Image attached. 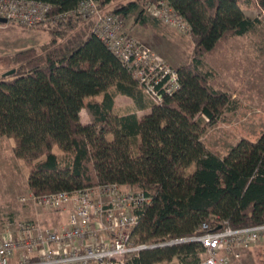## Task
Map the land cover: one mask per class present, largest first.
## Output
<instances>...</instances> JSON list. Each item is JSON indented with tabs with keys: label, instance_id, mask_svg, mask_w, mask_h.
I'll return each mask as SVG.
<instances>
[{
	"label": "trees",
	"instance_id": "obj_1",
	"mask_svg": "<svg viewBox=\"0 0 264 264\" xmlns=\"http://www.w3.org/2000/svg\"><path fill=\"white\" fill-rule=\"evenodd\" d=\"M35 1L58 13L82 0ZM96 1L102 10L116 2L110 12L123 21L137 12L138 23L148 22L140 6L145 0ZM251 1L264 13V0H167L190 24L194 49L191 62L176 68L178 90L160 104L94 33L90 17L39 24L34 28L46 30L49 42L0 56V138L14 140L30 191L72 193L109 183L141 189L152 203L134 228L138 243L190 238L216 230L220 220L234 229L264 224V131L257 140L238 139L225 155L203 139L239 108L235 93L204 68L205 56L261 24L245 12ZM11 69L14 74L3 76ZM119 94L134 100L135 111H117ZM205 222L208 230L201 229ZM205 250L190 240L142 250L130 264H197Z\"/></svg>",
	"mask_w": 264,
	"mask_h": 264
},
{
	"label": "built area",
	"instance_id": "obj_2",
	"mask_svg": "<svg viewBox=\"0 0 264 264\" xmlns=\"http://www.w3.org/2000/svg\"><path fill=\"white\" fill-rule=\"evenodd\" d=\"M145 5L146 15L181 33L190 32L188 21L167 0ZM98 6L96 0H82L76 9L56 13L55 6L44 1L0 0V18L28 28L75 14L93 18L94 33L133 73L148 96L160 104L164 95H173L179 88L177 69L130 34L118 14ZM20 200L45 211L68 209V221L52 227L38 219L25 220L0 230V264H130L142 250L190 240L206 249L197 264H244V252L264 240V224L234 229L220 220L216 230L190 238L138 243L133 231L152 203V196L118 183L42 196L30 191ZM201 229L208 230V223H203Z\"/></svg>",
	"mask_w": 264,
	"mask_h": 264
},
{
	"label": "rangeland",
	"instance_id": "obj_3",
	"mask_svg": "<svg viewBox=\"0 0 264 264\" xmlns=\"http://www.w3.org/2000/svg\"><path fill=\"white\" fill-rule=\"evenodd\" d=\"M146 1H142L140 6L148 22L138 23V13H131L124 20L127 31L161 55L170 66L178 68L190 63L194 49L190 35L179 33L157 18L153 19L158 20V24L151 22L152 17L144 13ZM116 4L106 6L104 11H112ZM246 10V14L260 17L261 24L244 36L229 38L214 53H207L203 64L206 70L213 72L217 84L234 92L239 101L238 110L227 112V120L211 126L203 138L209 149L218 155H225L238 139L257 140L264 131V13L252 1ZM4 24L0 25V56L50 41L51 35L44 29L28 28L10 21ZM96 98L101 99L102 95ZM115 106L122 113L135 111L134 100L123 94L118 95ZM139 114L143 115V112ZM81 118L84 124L89 122L85 110ZM13 144V139L0 138V230L13 223L34 219L56 226L65 220L62 211H45L32 202L20 200L30 193L26 184L29 171L27 165L14 156ZM54 151L64 155L58 147ZM259 244L254 249L258 256L248 264H264V250L261 249L264 241ZM180 263L174 260L159 264Z\"/></svg>",
	"mask_w": 264,
	"mask_h": 264
},
{
	"label": "crops",
	"instance_id": "obj_4",
	"mask_svg": "<svg viewBox=\"0 0 264 264\" xmlns=\"http://www.w3.org/2000/svg\"><path fill=\"white\" fill-rule=\"evenodd\" d=\"M256 5V4H255ZM257 6V5H256ZM245 12L247 13V10H245ZM261 13H263V11H262V9H261ZM249 16H251V15H249ZM153 20V21H152ZM152 20H151V22H155V21H158V20H156V19H153L152 18ZM159 22V21H158ZM176 30V29H175ZM177 31V30H176ZM180 33V32H179ZM119 95H122V94H119ZM125 96V95H124ZM118 97V96H117ZM127 97V96H126ZM117 99V98H116ZM116 109H117V111L118 112H120L119 110H118V108L116 107ZM148 111V110H147ZM83 112V111H82ZM121 114H125V113H122V112H120ZM145 112H143V114H144ZM62 212L61 213H63L64 215H65V220H62V221H64V222H60L59 224H57L56 226H52V227H59V226H61V225H63V224H65L67 221H68V209H64V210H61ZM58 212V211H57ZM60 212V211H59ZM39 220V219H38ZM47 225V224H46ZM49 226V225H48ZM262 241H264V240H262ZM262 241H260V242H262ZM259 242V243H260ZM257 244V245H255L253 248H251V249H249V250H246L245 252H244V257H243V263L244 264H248V263H251V260H252V258H255L256 259V257L258 256L256 253H255V251H254V249L255 248H258L257 246L258 245H261V244ZM264 245V244H263ZM261 249H263L264 250V246L261 248ZM264 253V252H263ZM264 255V254H263Z\"/></svg>",
	"mask_w": 264,
	"mask_h": 264
},
{
	"label": "water",
	"instance_id": "obj_5",
	"mask_svg": "<svg viewBox=\"0 0 264 264\" xmlns=\"http://www.w3.org/2000/svg\"><path fill=\"white\" fill-rule=\"evenodd\" d=\"M0 22L8 23L7 19H5V18H0ZM14 72H15V69H11L10 71L5 72L3 76L12 75V74H14Z\"/></svg>",
	"mask_w": 264,
	"mask_h": 264
}]
</instances>
